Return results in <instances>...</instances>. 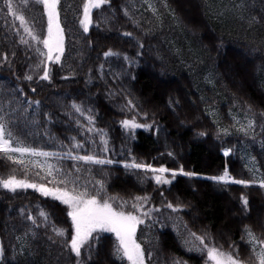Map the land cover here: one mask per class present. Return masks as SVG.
Returning <instances> with one entry per match:
<instances>
[{
	"label": "trees",
	"instance_id": "obj_1",
	"mask_svg": "<svg viewBox=\"0 0 264 264\" xmlns=\"http://www.w3.org/2000/svg\"><path fill=\"white\" fill-rule=\"evenodd\" d=\"M199 1L192 7L186 3L187 10H183L176 0H166L167 8L163 6L164 0H153L152 3L158 10L153 15L144 0H134V19L140 25L136 27L123 15L122 6L128 0H111L112 8L116 11L115 19L107 25L101 23L98 28L96 21L108 15V6H103V12L93 10V25L90 26L89 33L85 34L78 23L83 0H61V20L66 28V66L64 69L59 65L54 66L53 82H41L36 94L31 93L27 82L22 83L28 95L42 101L44 110L59 117L48 126L49 132L67 142L69 129L74 127V121L64 123L68 117L64 115L65 109L61 107V102L52 101L55 96L62 95L61 101L64 103L74 98L78 101L85 100L95 109L97 127L107 131L109 152L101 155L116 161L129 160L131 157L128 152L131 149L132 156L138 162H149L155 166L164 164L169 168L183 166L185 171L202 175H219L227 165L234 177L253 179L252 172L249 171L251 167L241 152L243 153V149L247 150L259 165H264V148L261 145L264 136L259 135V127L256 132L260 140L255 142L239 132H229L228 136L219 133L218 138V130L228 127L233 122V117L244 116L247 105H252L257 113L264 111V95H261V92L264 94V69L252 76V61L260 63L264 60V0H246L247 10L240 18L229 11H222L220 0ZM33 14L26 12L29 20ZM4 16L5 13L0 12V51L17 52L14 71L22 77L32 62L29 59L32 53L26 52L24 46H16L3 39ZM251 17H256V21L252 22ZM8 19L11 22V18ZM37 19L38 28L46 26V21L40 20L39 16ZM145 29L149 30L146 36ZM124 31L133 32L143 39L145 48L142 56L136 57L138 48L134 41L120 35ZM88 40L93 42L91 47L87 45ZM247 47L250 48L248 53L251 60L245 57L246 71H243L236 64H239L238 57L243 56L242 50ZM109 48L127 53L137 61L133 67L128 68L122 56L119 59L113 57L106 64V71L109 65L112 71L127 69V75L123 77L120 86L135 97L141 113H148L147 120L135 112L122 111L121 106L125 103L122 96L109 98L107 85L95 78L98 75L96 69L104 59L103 52ZM90 67L93 69V80L86 83ZM71 68L76 69L77 75L69 80H62L61 77ZM159 69L165 72L162 70L159 73ZM105 79L108 85H113L110 75ZM237 80L241 81V86ZM15 83L16 76L12 70L6 66L0 67V84L12 86ZM254 83H258L259 90ZM170 100L180 102L175 106V111L169 107ZM192 102L196 104L193 106ZM194 113L198 118L192 121ZM133 115H136L139 123H151L154 119L162 131L155 134V127L149 130L123 129L119 122L125 118L130 119ZM257 120L258 124L264 123L259 117ZM199 132H204L205 135L200 136ZM96 139L99 143V137ZM176 141L179 145L175 144ZM36 142L48 149L57 150L54 141L37 139ZM223 147L233 148L232 153L225 157L221 154ZM169 151L174 156H168ZM3 163L0 160V176H6L12 167L10 162L8 166H3ZM71 163L64 162L65 165L68 164L66 167H71ZM90 167L92 172L83 179H91L93 176L100 179L99 172L103 167L109 173L107 186L112 194L119 193L127 197L147 191L153 196L151 203L159 206L162 201L166 202L159 195V191H164L167 200L187 205L179 213L183 222L198 234L206 230L217 246L225 251L230 250L229 245L234 243L242 257L247 258L250 245L244 235L245 225L250 226L255 234L264 236V188L259 186L220 184L206 178L178 175L172 185L158 188L151 180L141 183L142 173L137 175L125 170L119 163ZM259 176L257 172L256 178ZM229 194L234 196V202L228 200ZM242 194L248 197L247 209L240 201ZM21 206H27L37 217L39 211L44 210L49 213L50 223L70 229L71 220L67 217L66 206L59 201L43 197L32 189L15 195L0 189V245L5 249V258L0 264H17L13 257L20 245L25 244L24 228L18 215ZM229 207L240 215L237 220H228ZM162 212L159 223L149 227V222L146 221L145 225L137 228L138 241L146 248L147 241H151L154 250L153 259L148 264H173L176 260L185 261L186 264H204L201 253L186 250L184 237L167 220V211ZM180 229L182 230V225ZM218 232L223 234L219 236ZM44 233L45 230L41 229L35 240L28 238L26 255L33 252L28 260L34 264H71L68 254L62 253L59 247L47 241ZM17 235H21L20 241L16 240ZM242 236L244 239H241ZM114 242V235L102 234L99 252L93 264H121L111 254ZM47 250L51 254L58 251L59 255L52 259L51 256H46Z\"/></svg>",
	"mask_w": 264,
	"mask_h": 264
},
{
	"label": "snow or ice",
	"instance_id": "obj_2",
	"mask_svg": "<svg viewBox=\"0 0 264 264\" xmlns=\"http://www.w3.org/2000/svg\"><path fill=\"white\" fill-rule=\"evenodd\" d=\"M144 3L153 15L157 14L158 10L151 0H144ZM60 5L61 0H0V12L5 13L3 39L16 46H24L26 52L32 53L29 57L32 62L29 63L21 77L14 71V59L17 57V52L0 51V67L6 66L16 76L14 85L0 84V93L3 94L0 95V160L4 162L3 166H8L9 162L12 165L6 176H0V189L14 195L32 189L43 197H50L65 205L67 217L71 220L70 229L66 230L55 223H50L48 212L40 210L37 217L27 206H21L18 215L24 228L25 244L20 245L13 259L17 261V264H34L28 260V256L33 255V252L30 251L26 255L28 238L35 240L40 230L44 229L47 241L59 247L62 253H67L71 264H93L99 252L103 233L114 235L115 242L111 246V254L116 260L121 261V264L124 261L127 264H148L153 259L154 250L151 241H147V248L138 241L137 228L145 225L146 221L149 222V227L159 223L160 216L163 215L162 210H165L168 213L167 220L171 221L179 234L184 237L183 244L186 250L201 253L204 264H264V236L255 234L248 225L244 226V235L250 245V254L247 258H243L234 243L229 245L230 250L225 251L217 246L214 238L206 230L198 234L197 231L190 229L179 215L187 205L167 200L164 191H159V195L166 202L162 201L159 206H155L151 203L152 194L147 191L143 194H130L127 197L119 193H110L107 186L109 173L103 167L99 172L100 179H96L95 176L91 179H83L92 172L90 166H106L116 163L122 164L125 170L137 175L142 173L141 183L151 180L158 188L172 185L178 175L193 178L199 174L194 171H185L183 166L169 168L164 164L155 166L149 162H138L136 157L132 156L131 149L128 152L131 157L129 160L116 161L106 155H101V153L109 152L107 131L97 127L95 109L85 100L78 101L74 98L67 100V103L61 101V107L65 109L64 115L68 117L64 123L74 121V127L69 129V135L66 137L67 142L49 132L48 126L56 122L59 117L51 111L44 110L42 101L28 95L22 83L27 82L31 93L36 94L41 87V82L46 81L49 84L53 82L54 66L59 65L61 69L66 66V28L61 20ZM105 5L108 6V15L96 21L98 28L101 23L107 25L115 19L116 11L112 8L111 0H83L78 21L83 33H89L90 26L93 25V10L103 12ZM163 6L168 7L166 0ZM234 9L243 12L247 10V4L241 2L234 5ZM122 10L125 17L136 27H140L134 19L136 11L134 0H128V3L122 6ZM26 12L34 13L31 20ZM38 16L40 20L46 21V26L37 27ZM9 17L11 22H9ZM251 21L255 22L256 17H251ZM148 33L149 30L145 29L144 35ZM120 35L135 42L138 48L136 57L143 55L145 44L141 37L135 36L130 31H124ZM92 43L88 40V47H91ZM121 56L128 68L137 63L127 53L109 48L103 52L104 59L96 69L98 75L95 78L107 85L109 98L122 96L125 101L121 106L122 111L135 112L136 115H143L147 120L148 113H141L135 97L120 86L123 77L127 75V69L112 71L109 65L106 71V64L109 60L113 57L119 59ZM76 75V69L71 68L61 79L69 80ZM109 75L115 87L108 85L105 77ZM132 78L135 79L134 76ZM92 80L93 69L90 67L86 83H91ZM179 103V100H170L169 107L175 111V106ZM244 112L243 121L233 117L234 123L238 125L236 131L255 142L257 127L260 129L259 135L264 136V123L258 124L257 120L259 117L261 121H264V111L257 113L252 105H247ZM136 115L130 119L121 120L119 122L121 127L125 130L137 128L149 130L155 127V134L162 131L154 119L151 123H139ZM219 133H223L224 136L230 134L227 128L218 130V138ZM198 135L204 136L205 133L199 132ZM96 137H99V143ZM37 139L54 141L57 150L38 145ZM261 145L264 148V141ZM232 151L233 148L222 149L225 157L229 156ZM167 154L174 156L171 151ZM252 159L255 160V157ZM65 161H71V167H66ZM249 171L252 172L253 179H236L230 175L226 166L221 175L211 176L209 179L220 184L234 183L245 187L258 185L264 188V173L256 178V173L260 171L259 168H250ZM240 201L247 209L248 197L242 194ZM180 225H182V230ZM21 239V235L16 236L17 241ZM241 239H244V236ZM4 258L5 249L0 245V261ZM173 264H186V262L176 260Z\"/></svg>",
	"mask_w": 264,
	"mask_h": 264
},
{
	"label": "rangeland",
	"instance_id": "obj_3",
	"mask_svg": "<svg viewBox=\"0 0 264 264\" xmlns=\"http://www.w3.org/2000/svg\"><path fill=\"white\" fill-rule=\"evenodd\" d=\"M179 4H180V7H182L183 8V10H187V7H186V3L187 4H189L191 7H192V5L194 4V3H196V2H200L199 0H176ZM151 2H153V0H151ZM241 2H243V3H246L247 4V1L246 0H220V5L223 7V10L222 11H229L231 14H234L235 16H237V17H239L240 18V15L241 14H243L244 12H246V10L245 11H243V12H241V11H237L236 9H234V5H237V4H239V3H241ZM263 12V11H262ZM232 16V15H231ZM242 22V21H241ZM245 23V22H244ZM249 50H250V48H246V49H244V50H242L243 52H242V54H243V56L242 57H238V61H239V64H236V67H239L240 69H242L243 71H246V68H245V57H247L249 60H251V55L248 53L249 52ZM231 66H232V64H231ZM263 69H264V60L263 61H261L260 63H257V62H253L252 61V76L253 75H255V73H258L259 71H261V72H263ZM162 70L163 69H159V73H161L162 72ZM164 72H165V70H163ZM161 76V75H160ZM237 82H238V84H239V86H241L242 85V83H241V81L239 82L238 80H237ZM256 86H257V84L258 83H254ZM258 90L260 89V86H257L256 87ZM261 95H264L262 92H261ZM61 99H62V95H57V96H55L54 98H53V102H57V103H59V102H61ZM196 103H194V102H192V105L194 106ZM194 115H195V113H194ZM243 117L244 116H241V117H237L239 120H241V121H243ZM178 118V117H177ZM192 118H193V116H192ZM195 118H198L197 117V115H195L194 116V118L192 119V121L195 119ZM238 125H236L235 123H234V121L233 122H230V124H229V126L228 127H226L228 130H229V132H237L236 131V127H237ZM258 136V135H257ZM171 142L173 141V139H169ZM258 140H260V138H256V141H258ZM165 142V141H164ZM175 144H177V145H179V143L176 141L175 142ZM241 155H242V152H241ZM243 155L245 156V158H246V160H247V162L249 163V165H251L252 167H256V168H259V173L260 174H262V173H264V166H263V168H260L256 163H255V161L252 159V157H251V154L247 151V150H245V149H243ZM262 164H264V162L262 163ZM261 169L263 170V172L261 171ZM194 191H197V190H194ZM227 198H228V200L230 201V202H234V196L232 195V194H229V195H227ZM229 212H230V215L228 216V220L229 221H231V219L232 220H234V219H236L237 220V218H239L238 216H240L235 210H233V209H231L230 207H229ZM221 234H223V233H221V232H218V235L220 236ZM45 254H46V256H51V258L52 259H56L57 258V256L59 255V252L58 251H54L52 254H51V252L49 251V250H47V251H45ZM126 264H127V262H126Z\"/></svg>",
	"mask_w": 264,
	"mask_h": 264
}]
</instances>
